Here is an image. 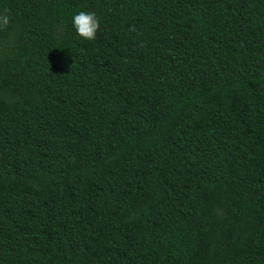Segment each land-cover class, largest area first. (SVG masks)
Segmentation results:
<instances>
[{"label":"trees","instance_id":"16d2710c","mask_svg":"<svg viewBox=\"0 0 264 264\" xmlns=\"http://www.w3.org/2000/svg\"><path fill=\"white\" fill-rule=\"evenodd\" d=\"M5 9L0 264H264V0Z\"/></svg>","mask_w":264,"mask_h":264},{"label":"clouds","instance_id":"9594fccd","mask_svg":"<svg viewBox=\"0 0 264 264\" xmlns=\"http://www.w3.org/2000/svg\"><path fill=\"white\" fill-rule=\"evenodd\" d=\"M10 15L7 9L0 11V27L8 25ZM77 36L84 40H93L96 37L100 21L92 11H79L71 18Z\"/></svg>","mask_w":264,"mask_h":264}]
</instances>
